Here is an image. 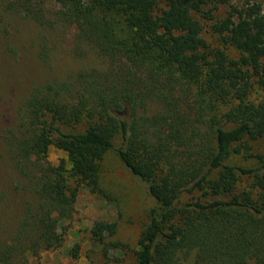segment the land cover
<instances>
[{
    "label": "trees",
    "instance_id": "obj_1",
    "mask_svg": "<svg viewBox=\"0 0 264 264\" xmlns=\"http://www.w3.org/2000/svg\"><path fill=\"white\" fill-rule=\"evenodd\" d=\"M232 1L0 0L72 29L77 47L104 61L36 85L22 102L9 145L36 201L0 246V264L62 246L79 191L104 194L110 152L154 199L134 264H264V0L216 18ZM50 147L66 158L48 161Z\"/></svg>",
    "mask_w": 264,
    "mask_h": 264
},
{
    "label": "rangeland",
    "instance_id": "obj_2",
    "mask_svg": "<svg viewBox=\"0 0 264 264\" xmlns=\"http://www.w3.org/2000/svg\"><path fill=\"white\" fill-rule=\"evenodd\" d=\"M262 1L234 0L220 5L215 16L220 19L231 7L240 9ZM43 6L50 19L55 6L48 2ZM206 31L205 39L215 40L208 27ZM75 43L72 29L40 25L5 9L0 2V246L11 242L28 204L36 201L15 167L9 145L20 136L22 102L36 85L66 78L79 70L104 67L103 59L89 47L79 48ZM256 147L264 151V139ZM47 158L55 164L66 155L50 147ZM100 185L102 195L85 188L79 191L62 246L31 259V264H134L133 253L154 199L145 183L111 152L101 162ZM102 222L114 224V233L102 232ZM99 234L104 237L101 243L94 239ZM113 242L118 246L113 247ZM72 251H77L76 258Z\"/></svg>",
    "mask_w": 264,
    "mask_h": 264
}]
</instances>
